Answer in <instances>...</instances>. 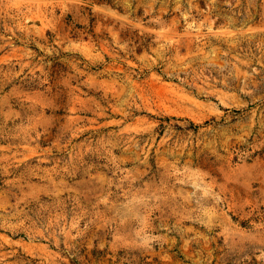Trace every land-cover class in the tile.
I'll list each match as a JSON object with an SVG mask.
<instances>
[{
    "label": "rangeland",
    "instance_id": "374dc122",
    "mask_svg": "<svg viewBox=\"0 0 264 264\" xmlns=\"http://www.w3.org/2000/svg\"><path fill=\"white\" fill-rule=\"evenodd\" d=\"M0 264H264V0H0Z\"/></svg>",
    "mask_w": 264,
    "mask_h": 264
}]
</instances>
